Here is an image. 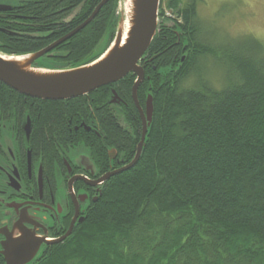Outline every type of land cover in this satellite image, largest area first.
I'll return each instance as SVG.
<instances>
[{
  "label": "trees",
  "instance_id": "trees-1",
  "mask_svg": "<svg viewBox=\"0 0 264 264\" xmlns=\"http://www.w3.org/2000/svg\"><path fill=\"white\" fill-rule=\"evenodd\" d=\"M102 1L26 0L0 12V51L34 52L81 25ZM199 1L167 0L170 17L160 10L137 92L143 108L149 94L154 104L140 159L107 180L85 220L31 264H264V43L253 36L218 47L202 41ZM118 3L103 5L63 45L62 57L35 65L62 69L99 58L118 31ZM203 60L219 64L221 87L203 80ZM135 80L130 73L64 101L26 97L0 82V127L8 110L17 125L31 114L38 132L66 115L87 117L102 140L72 126L68 142H84L94 158L102 143L121 144L131 159L142 134ZM112 88L123 111L107 105Z\"/></svg>",
  "mask_w": 264,
  "mask_h": 264
},
{
  "label": "flooded vegetation",
  "instance_id": "flooded-vegetation-1",
  "mask_svg": "<svg viewBox=\"0 0 264 264\" xmlns=\"http://www.w3.org/2000/svg\"><path fill=\"white\" fill-rule=\"evenodd\" d=\"M70 32L34 52L49 47ZM49 36L50 34L45 38ZM73 36L51 48L35 64L45 60L53 63L57 56L62 57L63 45ZM112 100L113 97H110L107 102L110 109L114 113L116 110L123 111L121 105L124 100ZM12 112L13 110H8L3 114L6 123L3 129L0 127V230L6 227V230H13L14 225L21 219L36 234L47 233L51 237L59 238L69 229L76 214L74 227L80 224V218L86 217L92 202L97 201L103 184L107 181H101V178L126 167L133 160L137 147L130 159L121 144L118 147H107L102 143L100 152L94 158L92 149L84 142H68L72 135V126L76 133L83 131L84 134L101 139L94 120L88 123L87 117L77 119L66 115L57 125L45 126V129L38 132V127H33L31 114L26 115V120L17 125L15 111ZM139 117L143 130L142 118ZM28 120L29 129L25 126ZM83 149L86 150V155L81 152ZM110 150H115L113 158ZM14 172H18V176ZM15 177L20 184L19 190L9 184L16 186L13 180ZM3 239V234H0V247Z\"/></svg>",
  "mask_w": 264,
  "mask_h": 264
},
{
  "label": "water",
  "instance_id": "water-1",
  "mask_svg": "<svg viewBox=\"0 0 264 264\" xmlns=\"http://www.w3.org/2000/svg\"><path fill=\"white\" fill-rule=\"evenodd\" d=\"M108 1L110 0H103L92 15L77 29L45 49L23 55H10L0 51V82L28 97L43 100L77 98L103 86L116 83L129 73L136 75L132 87V97L143 122L141 140L137 145L136 155L129 165L106 174L101 178V181L136 165L142 154L146 135L152 125L153 95L147 96L145 109H143L138 101L137 92L145 79L144 66L141 64L142 58L157 34L161 0H126V11L120 15L114 41L99 58L90 63L62 69L38 67L34 63L51 48L88 25ZM17 5L0 2V11L13 10ZM112 97L113 102L120 100L116 90L112 91ZM25 126L29 129V120ZM114 153L115 150H110L111 158L114 157ZM14 174L18 176V172H14ZM16 179V177L13 178L16 186L13 183L9 184L19 190L20 184ZM10 181L12 182V178ZM76 216L77 214L67 232L54 239H49L47 233L44 235L36 234L35 230L28 228L21 219L14 225L13 230H6L8 227L0 230V234L4 236L1 241L0 254L4 257L5 264L33 263L41 254L44 245L59 243L72 233ZM84 219V217L80 218V222Z\"/></svg>",
  "mask_w": 264,
  "mask_h": 264
},
{
  "label": "rangeland",
  "instance_id": "rangeland-1",
  "mask_svg": "<svg viewBox=\"0 0 264 264\" xmlns=\"http://www.w3.org/2000/svg\"><path fill=\"white\" fill-rule=\"evenodd\" d=\"M22 0H0L17 5ZM167 0H161L160 10L169 11ZM126 0H119L118 14L126 11ZM198 21L201 29L200 39L211 46L218 47L228 41L245 36H253L264 43V0H200L198 2ZM118 28V27H117ZM213 60H203V80L214 86L224 84V72ZM196 79L189 78L188 84ZM3 142V141H2ZM86 155V150L81 151ZM1 162V159H0Z\"/></svg>",
  "mask_w": 264,
  "mask_h": 264
},
{
  "label": "bare ground",
  "instance_id": "bare-ground-1",
  "mask_svg": "<svg viewBox=\"0 0 264 264\" xmlns=\"http://www.w3.org/2000/svg\"><path fill=\"white\" fill-rule=\"evenodd\" d=\"M78 10H79V8H78ZM126 24H127V23H126ZM79 26H80V25H79ZM79 26H78V27H79ZM78 27H77V28H78ZM77 28H75V29H77ZM75 29H74V30H75ZM74 30H73V31H74ZM73 31H72V32H73ZM78 32H79V31H78ZM78 32H77V33H78ZM77 33H75V34H77ZM69 34H71V32H70ZM69 34H67V35H69ZM75 34H74V35H75ZM67 35H66V36H67ZM66 36H64V37H66ZM1 83H2V82H1ZM3 84H4V83H3ZM5 85H6V84H5ZM6 86H7V85H6ZM20 94H21V93H20ZM21 95H24V94H21ZM24 96H26V95H24ZM27 97H28V96H27ZM80 97H81V96H80ZM77 98H78V97H77ZM136 152H137V151H136ZM135 155H136V154H135ZM128 165H129V164H128ZM128 165H127V166H128ZM112 176H113V175H112ZM108 179H109V178H108ZM108 179H107V180H108ZM105 181H106V180H105ZM84 220H85V219H84ZM84 220H83V221H84ZM83 221H82V222H83ZM82 222H80V223H82ZM74 228H75V227H74ZM74 228H73V230H74ZM66 232H67V231H66ZM72 232H73V231H72ZM71 234H72V233H71ZM71 234H70V235H71ZM70 235H69V236H70ZM69 236H68V237H69ZM68 237H66L65 239H67ZM65 239H64V240H65ZM64 240H62V241H64ZM62 241H61V242H62ZM59 243H60V242H59ZM56 244H57V243H56ZM47 245H51V244H47ZM44 246H45V245H44Z\"/></svg>",
  "mask_w": 264,
  "mask_h": 264
}]
</instances>
